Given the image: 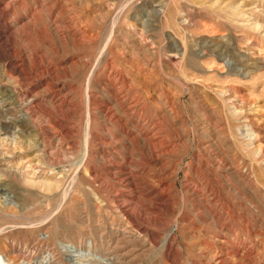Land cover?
I'll use <instances>...</instances> for the list:
<instances>
[{
	"label": "rangeland",
	"instance_id": "obj_1",
	"mask_svg": "<svg viewBox=\"0 0 264 264\" xmlns=\"http://www.w3.org/2000/svg\"><path fill=\"white\" fill-rule=\"evenodd\" d=\"M121 73L159 123L157 163L141 137L122 139L107 86ZM120 141L133 203L108 172ZM4 199L7 264L24 247L68 264L60 244L86 241L109 252L98 264H212L240 241L264 247V0H0Z\"/></svg>",
	"mask_w": 264,
	"mask_h": 264
},
{
	"label": "bare ground",
	"instance_id": "obj_2",
	"mask_svg": "<svg viewBox=\"0 0 264 264\" xmlns=\"http://www.w3.org/2000/svg\"><path fill=\"white\" fill-rule=\"evenodd\" d=\"M135 38V37H134ZM147 41V40H146ZM146 41H144L146 43ZM149 41V40H148ZM143 42V43H144ZM142 43V45H143ZM144 43V44H145ZM152 49V48H150ZM149 50V49H148ZM151 52V51H150ZM186 53V51H184ZM185 53L183 54V57L185 56ZM174 61L179 59V55L176 52L175 55H173ZM18 59V58H17ZM182 59V57L180 58ZM21 61V60H20ZM23 62V61H22ZM144 64V63H143ZM21 65V64H20ZM19 65V66H20ZM136 66V65H135ZM17 67V66H16ZM24 66L21 65V68H23ZM39 69V68H38ZM40 69H42L40 67ZM144 69V68H143ZM141 71H137V73H144V70ZM150 71V70H149ZM20 72V71H19ZM45 72V70H44ZM23 73V72H22ZM125 74V73H124ZM126 75V74H125ZM122 75V73L120 75H117L116 79H111V77H109V82L108 83V87L110 90V93L112 94V96L114 97V102L113 104L116 106L117 110L125 117V122L123 125L118 126L120 132L123 134V138L127 140V142H129V144L133 147L136 148L139 145L137 144V140L141 137L142 142L144 144V146H147L148 150H149V155L150 158L155 159L154 162L157 163V159L160 157L161 154V150L162 148H164L163 146V141L161 136L159 135V123L156 120L153 119H149V118H144L143 117V112L145 110V107L141 105L140 101L138 98H130L129 97V93L126 90V76ZM139 75V74H138ZM148 76V75H147ZM149 76L150 73H149ZM148 76V77H149ZM128 78V77H127ZM146 79V78H145ZM112 80V81H111ZM20 87V86H19ZM18 87V88H19ZM33 88V86L30 87V89ZM23 89V88H22ZM21 90V89H20ZM19 90V91H20ZM8 91V90H7ZM17 91V90H16ZM31 91V90H30ZM9 92V91H8ZM6 92V93H8ZM61 92V91H60ZM60 92L57 90H54V94H60ZM2 95H5V91L4 94L1 93ZM17 94V92H16ZM53 94V93H52ZM145 94V93H144ZM150 94V92H149ZM27 95V93L25 94V96ZM64 96V95H63ZM143 96V95H142ZM156 94H152L151 97L154 98L153 100L155 102H157L158 100V96ZM111 97V96H110ZM237 98V97H236ZM20 99V98H19ZM113 99V98H112ZM22 101V100H21ZM88 103L87 105L89 106V102H90V98L87 99ZM155 102H151L152 105H156ZM64 104V103H63ZM150 104V106H151ZM242 105V104H241ZM32 106V104H31ZM62 106V105H61ZM69 106V105H68ZM87 106V107H88ZM103 107V112L105 113V115L107 117H109V122L112 121V116H109V114H111V109L107 106V105H102ZM33 109V108H32ZM138 109L141 110V113L139 115V118H137V121H133V120H129L128 116L129 115H133L136 114ZM32 114V113H31ZM30 114V115H31ZM130 122L132 123V129L129 130L127 123ZM117 123V122H115ZM114 123V124H115ZM89 136V135H88ZM131 137V139H129ZM121 139V140H122ZM111 142H113L114 144L117 143V141H114L113 139L110 140ZM122 141H120V148L121 149L120 152L122 153H116L117 157H115L111 162V169H109V173L111 174V177H114V181H115V186L118 189V192L120 194H122V199L120 201L123 202H129V203H133V199L131 197V195L128 193V191L131 189H133L134 185L129 184L128 182L130 180L129 177H133L131 175V171L128 169L127 166H129V162H128V157L131 156L129 149L127 148V145H123ZM113 144V145H114ZM124 149V151H123ZM167 149V147L165 148ZM173 149V148H172ZM119 151V150H118ZM171 152V149L169 150ZM125 155H124V153ZM162 168V167H161ZM131 169V168H130ZM163 170V169H162ZM9 173V172H8ZM14 174V173H12ZM16 175H18V173L16 172ZM153 184V183H152ZM136 188V187H135ZM134 188V189H135ZM116 189V190H117ZM136 190V189H135ZM131 192V191H130ZM133 196V195H132ZM150 196V195H149ZM138 198V197H137ZM153 198V197H152ZM155 199V198H154ZM172 200V199H171ZM151 201V200H150ZM119 202V201H118ZM122 202H119V208L122 210V212L127 216L130 215V208H128V206L125 207V205H121ZM3 207H8L10 205H12L13 203L10 202L8 199H4L1 203H0ZM123 204V203H122ZM141 205V204H140ZM123 206V207H122ZM132 208V207H131ZM152 213V212H151ZM132 216V215H131ZM235 223V221H234ZM178 224V223H177ZM43 226V225H42ZM246 227V226H245ZM247 229V228H245ZM135 230V229H134ZM196 230V229H195ZM249 229H247L248 231ZM253 231V230H252ZM3 231L0 232L3 233ZM121 232V231H120ZM126 232V231H125ZM129 236V238H133V242H134V238H136V234L135 231H127V233H125ZM249 234V233H248ZM139 235V234H137ZM263 235V234H262ZM56 236V235H55ZM127 236V237H128ZM123 237V236H122ZM169 237V236H168ZM167 237V239H168ZM251 237V236H250ZM261 237V236H259ZM40 239H43L42 241H44L45 239V235H42ZM125 240V239H124ZM129 240V239H128ZM254 240V238H253ZM167 243V240H165ZM131 241H129L130 243ZM132 242V243H133ZM168 242H175V238H173V235L170 236V240H168ZM224 242L226 245H230V242L228 241V238H224ZM223 242V244H224ZM256 242V241H255ZM43 243V242H42ZM257 243V242H256ZM260 243V242H259ZM77 244V243H76ZM93 241H86L85 242V246H83L82 244H78V245H73L70 244L69 246H65L63 243L60 244V249L63 250V252H65V260H67L68 264H74V258H79L81 260H85L90 258V260L92 259L91 264H98L96 262V260H99V258H105V260L107 259V257H110L109 252L106 254H101V253H97V251H95L93 248ZM258 244V243H257ZM262 244V243H261ZM36 246V245H35ZM171 246V243L170 245ZM168 246V247H169ZM231 246V245H230ZM229 248V247H227ZM233 248V249H232ZM232 248L231 249H225L224 255H222V252H219L218 254H221L223 257L220 258V260L216 261L217 259L212 258V264H264V247L261 248H257V246H255L253 243L249 244L246 241H240L238 244H232ZM172 249V248H171ZM170 249V250H171ZM246 250V251H245ZM20 252L18 255L21 257L22 261L21 264H53L54 262V258L51 254V252H47L46 256H40V257H35L36 255L31 256V250L30 248H25L23 250H21L20 248ZM169 252V251H168ZM113 256V255H112ZM172 257V256H171ZM217 257V256H216ZM124 258V257H123ZM118 259V258H117ZM64 260V261H65ZM89 260V259H88ZM104 260V259H102ZM128 260V259H127ZM211 261V259H210ZM0 262L2 264H7V262L5 261V259L3 260L2 256L0 255ZM216 262V263H215ZM60 263V261H59ZM62 263V261H61ZM121 263V262H120ZM119 263V264H120ZM127 264V262H125ZM124 264V263H122Z\"/></svg>",
	"mask_w": 264,
	"mask_h": 264
}]
</instances>
